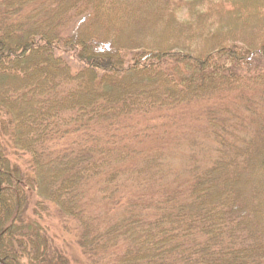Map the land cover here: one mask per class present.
<instances>
[{"label": "trees", "instance_id": "trees-1", "mask_svg": "<svg viewBox=\"0 0 264 264\" xmlns=\"http://www.w3.org/2000/svg\"><path fill=\"white\" fill-rule=\"evenodd\" d=\"M0 184L5 264H264V0H0Z\"/></svg>", "mask_w": 264, "mask_h": 264}, {"label": "rangeland", "instance_id": "rangeland-1", "mask_svg": "<svg viewBox=\"0 0 264 264\" xmlns=\"http://www.w3.org/2000/svg\"><path fill=\"white\" fill-rule=\"evenodd\" d=\"M206 150V143L203 141L202 138H199L195 143H191V141H187L183 147L179 150L172 151L171 154L168 157L169 163L173 166V168L176 169V167L180 166V162L182 160L181 155H183V159L188 155L193 154L194 156L201 157L203 155V152ZM52 208V216L50 220V225L52 227V230L56 233L58 237H63V233L61 232V222L60 220L62 215L58 212V209L56 207ZM69 242L72 243V239L69 237H66Z\"/></svg>", "mask_w": 264, "mask_h": 264}, {"label": "water", "instance_id": "water-1", "mask_svg": "<svg viewBox=\"0 0 264 264\" xmlns=\"http://www.w3.org/2000/svg\"><path fill=\"white\" fill-rule=\"evenodd\" d=\"M0 193H1V184H0ZM1 264H5L1 259H0Z\"/></svg>", "mask_w": 264, "mask_h": 264}]
</instances>
